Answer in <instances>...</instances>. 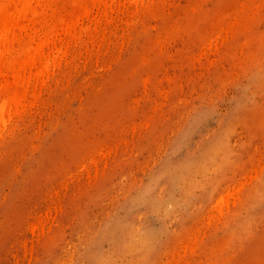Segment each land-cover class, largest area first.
<instances>
[{
    "label": "rangeland",
    "instance_id": "374dc122",
    "mask_svg": "<svg viewBox=\"0 0 264 264\" xmlns=\"http://www.w3.org/2000/svg\"><path fill=\"white\" fill-rule=\"evenodd\" d=\"M23 1L84 29L4 118L0 264H264V0Z\"/></svg>",
    "mask_w": 264,
    "mask_h": 264
},
{
    "label": "bare ground",
    "instance_id": "6f19581e",
    "mask_svg": "<svg viewBox=\"0 0 264 264\" xmlns=\"http://www.w3.org/2000/svg\"><path fill=\"white\" fill-rule=\"evenodd\" d=\"M3 1V0H2ZM2 1H0V2H2ZM32 0H25V1H23V2H25L24 3V14H25V16H27L26 17V20H27V22H29V24L34 20V18L33 19H31V16L33 17V15L34 16H36L37 15V13H36V15L35 14H33L34 13V11L30 8V3L29 2H31ZM51 1H53V0H51ZM55 1V0H54ZM53 1V2H54ZM95 1H97V0H94V3L96 4V2ZM106 1H108V0H105L104 2L106 3ZM129 1V4H131V5H136V7H137V4L138 3H140L142 0H127V2ZM144 1V0H143ZM146 1V0H145ZM99 4H102V5H106V4H104L103 2H102V0H98L97 1ZM55 3V2H54ZM68 3L70 4V5H72L73 6V8L72 9H79L80 7H81V5H82V3H81V1H75V0H70V2L68 1ZM110 3H111V0H110ZM107 4V6L108 7H110L109 5H111V4ZM116 3V2H115ZM142 3V2H141ZM113 5V4H112ZM115 6H116V4H114ZM113 5V6H114ZM139 5V4H138ZM3 5L2 4H0V11L4 8V7H2ZM98 6H100V5H98ZM107 6H104V9H105V7L106 8H108ZM32 7V6H31ZM56 4H54L53 6H51V10H50V14H52V12L54 13L55 11H56ZM135 7V6H134ZM133 7V8H134ZM49 10V9H48ZM58 10V9H57ZM134 10V9H133ZM132 10V11H133ZM42 11H43V9H42ZM98 11H100V10H98ZM44 12V11H43ZM58 12V11H57ZM76 12H78V11H76ZM103 13V12H102ZM42 13H40V15H41ZM100 14H101V11H100ZM17 15H20V12H17ZM53 15V14H52ZM52 15L50 16V17H52ZM44 16V15H43ZM42 16V18H44ZM54 18L51 20L52 22H53V25H51V23H50V25H49V21L47 22L45 19L44 20H42V18L40 17V16H38V17H40L41 18V20H42V26H41V28L39 27V29L40 30H38V31H34V30H31L32 28L30 27V29H27L26 30V32H27V35L25 36V34H24V36H25V38L24 37H22V32H24L22 29H19V30H15L14 29V26L13 25H11V24H9V26L11 25L13 28H11V30H10V27L9 26H5V25H3V27H4V29H5V31H4V33L3 32H0V36L2 35V33H3V35H2V37L0 38V44H2L3 43V47L6 45L5 44V38H7L6 37V33L8 32H10V31H12L13 29V31H12V40H11V43H8V42H6V43H8V45H9V47H10V49L9 50H11V49H13V50H11L12 52L9 54V50H8V53H5L4 54V50H5V48H6V46L4 47V49H3V47H1L0 48V68L4 65V62H5V64H6V61H4L5 60V55L7 54V56L8 55H10L11 56V54H12V57L11 58H13V60L10 58V56L9 57H7V59L9 58V62H10V59L12 60L11 62H14V61H17V64H16V67H17V69H16V73H17V76H16V79H15V85L14 86H12V87H10V89H9V91H8V89L7 88H5V87H2V88H0V92L1 93H3L4 94V92H11L10 93V97H9V100L8 101H4V99H3V101L1 102L0 101V136L2 135V131H3V129L5 130L6 129V127L9 125V123L8 124H6V121H7V119H4V118H6V115L8 116V112L9 113H11V111L13 112V116L12 117H17L16 115H20V113L21 112H24V110H26V108L27 109H29L28 107H26V108H24L23 109V107L21 108V105H23V103H24V105L23 106H27V105H25L26 104V102H23L25 99V97L24 96H27L26 94H30L29 92H27L28 91V89H29V87H33L34 85V87H35V92H36V90H38V89H36L37 87H36V84L35 83H37L38 82V79L39 78H41V79H39V80H41L42 81V83H44V84H46V82H47V79L49 78V76H52L53 74H54V71H51V72H53V74H51L50 75V70H54V69H52L53 67H55V65H56V63H57V60L58 59H60L61 57H62V51H61V49H60V47L58 48V46L57 45H63V44H65V43H67L68 41H69V39H70V37H72L73 36V29H75V28H81L82 26H78L79 24H74V22L71 24V25H68V26H66L63 30H62V32H61V34H60V38L58 39V37H57V43H55L54 44V42H56V41H54V40H56V39H54V37L56 38V34L58 33L57 31L60 29V26H59V24H58V19H57V17H55V13H54ZM58 16V15H57ZM102 15H100V16H98L99 17V19H100V17H101ZM38 17H37V20L38 21H40L39 19H38ZM30 19L32 20V21H30ZM36 19V18H35ZM101 20V22L103 23V24H106V22L104 23L103 21H102V19H100ZM38 21H35V22H38ZM105 21H107V24L109 23L108 22V20H105ZM34 22V21H33ZM41 22V21H40ZM39 22V23H40ZM99 22V21H98ZM10 23H12V22H10ZM100 23V22H99ZM101 23V24H102ZM96 25H97V23H96ZM47 26H48V28H50V30H49V32H45L46 30V28H47ZM50 26V27H49ZM78 26V27H77ZM100 26H102V25H100ZM106 26H108V25H106ZM105 25L103 26V27H106ZM120 26V25H119ZM8 29V31L6 30V28ZM97 27L99 28V26L97 25ZM121 27V26H120ZM119 27V28H120ZM48 28H47V30H48ZM87 28V27H86ZM82 29H84V27H82ZM100 29H101V27H100ZM107 29V28H106ZM120 29H122V28H120ZM3 29H0V31H2ZM79 30V32H78V34H82V33H80L81 31H80V29H78ZM86 30V29H85ZM104 30V29H103ZM7 31V32H6ZM15 31V32H14ZM61 31V30H60ZM105 31V30H104ZM14 32V33H13ZM25 32V33H26ZM83 32V31H82ZM85 32V31H84ZM103 32V31H102ZM54 36V37H53ZM62 36V37H61ZM2 40V41H1ZM10 41V40H9ZM67 41V42H66ZM2 42V43H1ZM70 43V42H69ZM51 45H53V46H51ZM70 45V44H69ZM1 46V45H0ZM57 46V47H56ZM66 46H68V44L66 45ZM71 46V45H70ZM69 46V47H70ZM65 47V46H64ZM61 48H62V46H61ZM6 51H7V49H6ZM38 57V59H39V64H40V66L32 73V72H28V71H30V69L28 70V65L29 66H31L30 65V61L31 60H33V59H35V58H37ZM35 61V60H34ZM35 63V62H34ZM73 63V62H72ZM38 64V65H39ZM69 66H72V64L71 65H69ZM4 67H5V65H4ZM3 68V67H2ZM30 68V67H29ZM70 68V67H69ZM72 68V67H71ZM25 69V71H27V72H25L26 73V75H23L22 77H21V75H20V72H21V70H24ZM51 78V77H50ZM32 83H34V85L32 84ZM32 84V85H31ZM6 85V84H5ZM40 86H42V85H40V83H39V88H41ZM44 86V85H43ZM42 86V87H43ZM1 87V86H0ZM7 87H9V86H7ZM21 87H22V90H21ZM24 87V88H23ZM45 87V86H44ZM29 91H30V89H29ZM39 91H40V89H39ZM39 91L37 92L38 93V95H39ZM32 95L33 94H35L34 93V91H33V93H31ZM28 95L29 97H28V100H27V97H26V101H28V103H30V99L31 100H33V96L32 95ZM38 95L36 96L35 95V97H38ZM7 96V95H6ZM30 96H32L31 98H30ZM34 97V98H35ZM3 98H6V97H3ZM36 100H37V98H35ZM36 100H35V102H36ZM34 103V100L33 101H31V103ZM27 103V104H28ZM31 103L30 104H28V106L29 105H31ZM32 103V104H33ZM35 104V103H34ZM31 106H33V105H31ZM30 106V109H32V107ZM34 107V106H33ZM19 108H21L23 111H21ZM20 111L18 114H16L15 112H17V111ZM16 114V115H15ZM5 115V116H4ZM9 117H11L10 115H9ZM9 120H11L10 118H9ZM12 120H13V118H12ZM11 123H12V121H11ZM10 123V124H11ZM7 125V126H6ZM7 129H9V128H7ZM6 129V130H7ZM4 133H6L5 131H3ZM10 132V131H9ZM8 133V132H7Z\"/></svg>",
    "mask_w": 264,
    "mask_h": 264
}]
</instances>
